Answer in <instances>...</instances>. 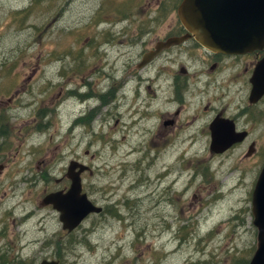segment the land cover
Segmentation results:
<instances>
[{"label": "rangeland", "instance_id": "obj_1", "mask_svg": "<svg viewBox=\"0 0 264 264\" xmlns=\"http://www.w3.org/2000/svg\"><path fill=\"white\" fill-rule=\"evenodd\" d=\"M163 1L162 13H170L174 0ZM157 12L153 0H0V119L13 136L10 148L0 149V166H5L0 174V264L251 261L257 248L252 194L258 165L246 159L247 146L212 154L200 138L192 146L163 149L150 143L151 123L149 132L112 133L117 144H111L105 139L110 124H98L102 114L74 137L56 125L42 128L47 119L38 115L55 109L83 78L99 83L98 93L105 90V83L88 73V60L100 64L103 57L99 62L88 55L109 50V40L131 27L129 19L134 27L157 28L151 21ZM82 58L87 71L75 76ZM94 99L83 105L61 103L59 114L71 121L73 109L97 108L100 102ZM259 132L264 124L253 139ZM123 136L126 141H120ZM76 159L93 170L83 176L84 192L106 213L91 215L69 233L60 213L40 203L46 193L70 186L65 175Z\"/></svg>", "mask_w": 264, "mask_h": 264}, {"label": "flooded vegetation", "instance_id": "obj_2", "mask_svg": "<svg viewBox=\"0 0 264 264\" xmlns=\"http://www.w3.org/2000/svg\"><path fill=\"white\" fill-rule=\"evenodd\" d=\"M153 1L158 12L151 21L158 25L157 28L142 25L134 27L129 19L131 27L120 32L118 38L109 40V50L101 48L98 55H88V58L97 56L99 62L103 57L104 61L100 64H93L88 60L92 64L88 73L98 82L104 78L100 83H105V90L98 93L96 88L99 83L83 78L81 85L73 88L55 109H46L38 115L42 120L47 119L42 128L56 125L57 129H65L74 137L81 127H92L102 114L101 121L97 122L102 127L110 124V136L105 138L108 143L117 144L112 133H134L136 130L149 132L147 125L151 123L155 131H152L154 137H150V143L156 142V146L163 149H173L180 144L192 146L203 138L200 141L209 145L211 151L212 127L217 124L216 130L239 134L238 137H232L241 139L224 153L247 146L246 159L258 165L255 172L259 177L264 167V144L259 146V141H264V132H259L256 139H253V135L264 124V94L259 101H253L252 96L254 82L258 81L260 84V80L264 81V68L260 70L264 63V46L239 54L210 50L190 36L181 22L178 10L184 0H174L175 6L170 9V13H162L166 10L163 0ZM169 18L171 22L166 25ZM111 31L113 34L110 38L115 34V30ZM183 37H187L183 42L168 44L169 41ZM80 65L81 70L77 68L75 76L87 71L85 58H82ZM62 76L70 79L66 74ZM83 87H86V93L80 91ZM90 98H95L94 101H99L100 105L97 108L88 106L73 109L71 121L66 120V115L59 114L61 103L70 101L81 105ZM53 118L56 124H53ZM40 124L41 122L37 123L35 128ZM4 128H9V125ZM7 133L3 130L1 118L0 140L3 142L0 149H9L12 145L13 136L9 135L10 130ZM191 133H199V137ZM126 139L127 136H123L120 141ZM65 141L68 142L67 137ZM211 153L213 154L212 151ZM72 161L82 163L79 159ZM42 163L45 164L44 161ZM4 170L5 166L1 165L0 174ZM86 173L94 174L92 169L82 173V184ZM67 174L68 171L66 180H63L69 181L70 186H60L46 193L44 198L51 193L69 190L71 180ZM63 180L57 182L61 183ZM94 204L99 206L98 203ZM99 207L102 212L91 215L106 213L104 207Z\"/></svg>", "mask_w": 264, "mask_h": 264}, {"label": "water", "instance_id": "obj_3", "mask_svg": "<svg viewBox=\"0 0 264 264\" xmlns=\"http://www.w3.org/2000/svg\"><path fill=\"white\" fill-rule=\"evenodd\" d=\"M183 25L204 47L228 54L250 52L264 46V0H184L179 7ZM188 36V37H190ZM187 37L177 38L168 44L180 43ZM264 68V63L261 68ZM264 94V81L254 82L253 101ZM212 127L211 151L222 154L241 141L239 134L223 133ZM232 135H236L233 138ZM90 167L72 161L68 168L71 187L67 192L47 195L42 206L52 205L60 212L63 229L74 231L91 214H99L96 206L83 192L82 173ZM253 225L257 228V248L249 264H264V167L252 194ZM40 264H60L57 260H43Z\"/></svg>", "mask_w": 264, "mask_h": 264}, {"label": "trees", "instance_id": "obj_4", "mask_svg": "<svg viewBox=\"0 0 264 264\" xmlns=\"http://www.w3.org/2000/svg\"><path fill=\"white\" fill-rule=\"evenodd\" d=\"M3 130H5V132L7 133L9 131V128H3ZM4 132V131H3ZM8 134V133H7ZM5 264V263H3ZM8 264V263H7Z\"/></svg>", "mask_w": 264, "mask_h": 264}, {"label": "bare ground", "instance_id": "obj_5", "mask_svg": "<svg viewBox=\"0 0 264 264\" xmlns=\"http://www.w3.org/2000/svg\"><path fill=\"white\" fill-rule=\"evenodd\" d=\"M103 79H104V78H103ZM103 79H102V80H103ZM88 232H89V231H88ZM54 243H55V242H54ZM59 244H60V243H59ZM58 259H59V258H58ZM61 264H62V263H61Z\"/></svg>", "mask_w": 264, "mask_h": 264}]
</instances>
